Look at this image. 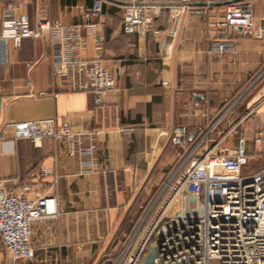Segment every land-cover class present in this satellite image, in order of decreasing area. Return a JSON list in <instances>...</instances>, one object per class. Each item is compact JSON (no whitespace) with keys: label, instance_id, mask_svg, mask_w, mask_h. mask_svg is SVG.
Listing matches in <instances>:
<instances>
[{"label":"crops","instance_id":"1","mask_svg":"<svg viewBox=\"0 0 264 264\" xmlns=\"http://www.w3.org/2000/svg\"><path fill=\"white\" fill-rule=\"evenodd\" d=\"M93 1L0 0V134L11 138L7 124L45 118L96 133L74 157L52 141L41 150L18 141L6 151L0 143V178L23 183L41 169L53 171L44 192L56 197L59 214L33 225L31 264L118 258L164 184L198 144L202 153L225 137L221 147L230 150L243 135L254 153L259 148L253 139L264 132V38L245 39L237 28L221 27L230 0H191L207 4L191 6L205 13L188 10L174 19L171 5H162L144 40L123 32L125 6L104 1L103 16L87 18L84 8ZM249 1L256 26L264 28V0ZM22 17L32 25L60 20L85 28L90 22L95 32H85L82 58L98 60L112 74L120 99L99 103L93 93L72 91L54 74L57 48L47 39H25L16 46L11 27ZM97 37L104 39L101 45ZM165 76L168 87L161 85ZM177 127L186 131L187 140L176 146L169 138ZM256 161L245 174L264 168V158ZM171 194L164 192L163 203ZM144 196L147 205L139 207ZM145 236L143 227L133 249Z\"/></svg>","mask_w":264,"mask_h":264},{"label":"built area","instance_id":"2","mask_svg":"<svg viewBox=\"0 0 264 264\" xmlns=\"http://www.w3.org/2000/svg\"><path fill=\"white\" fill-rule=\"evenodd\" d=\"M126 1L131 5L125 7L122 30L142 40L154 29L161 12L159 4H182L171 5L173 19L179 12L192 10L191 0ZM192 11L195 15L205 13L204 8ZM84 14L87 18H101L104 1L94 0L84 8ZM261 21L264 26V14ZM220 25L237 28L240 37L245 39L264 38V28L256 26L249 0H230ZM11 32L16 46L25 39L42 38L53 44L57 48L54 74L72 91L93 93L99 103L120 99L112 74L98 60L82 58L87 48L85 32H95L90 22L85 28L68 26L60 20H39L32 25L22 17L14 20ZM96 41L101 45L104 39L97 37ZM161 85L168 87L167 76ZM212 130L213 126L205 131L201 142L208 139ZM5 131L11 133V138H7L6 132L0 134V143L6 151L18 141H28L37 150L52 141L62 145L70 157L82 150L85 140L96 135L77 130L69 121L57 124L53 118L7 124ZM169 140L173 145H181L187 140V133L183 128H174ZM224 140L225 137L207 146L202 153L197 152L198 144L164 184L163 192L122 254L115 259L103 256L98 264H142L152 246L156 248L154 264H264V168L244 173L251 161L264 158V132L260 131L253 139L259 148L254 153L248 151L247 138L243 135L230 150L221 147ZM35 174L23 183L0 178V264H31L33 225L59 214L56 197L44 192L45 180L53 171L41 169ZM166 190L172 194L163 203ZM143 227H146V236L133 249V242Z\"/></svg>","mask_w":264,"mask_h":264},{"label":"water","instance_id":"3","mask_svg":"<svg viewBox=\"0 0 264 264\" xmlns=\"http://www.w3.org/2000/svg\"><path fill=\"white\" fill-rule=\"evenodd\" d=\"M103 1H108V2L115 3L118 5H122L125 7L131 5L128 2H121V1H117V0H103ZM162 5L182 6V4H159V6H162ZM189 6L205 7V6H207V4H189ZM155 253H156V248L154 246H152L150 248L149 252L147 253V255L145 256L142 264H154Z\"/></svg>","mask_w":264,"mask_h":264},{"label":"rangeland","instance_id":"4","mask_svg":"<svg viewBox=\"0 0 264 264\" xmlns=\"http://www.w3.org/2000/svg\"><path fill=\"white\" fill-rule=\"evenodd\" d=\"M256 162H257L256 160L251 161V162L249 163V165H248L246 168L249 167V169H250V167H251L252 165H254ZM256 164H257V163H256ZM247 170H248V169H247ZM146 198H147V196H146V197L144 196V197L140 200L139 207H140V206H145V205H147V202H145V201H146ZM151 203H152V202H151ZM148 206H149V204H148ZM141 211H142V210H140L139 215H143V214H141ZM139 217H140V216H139ZM150 219H151V217L149 218V221H150Z\"/></svg>","mask_w":264,"mask_h":264},{"label":"trees","instance_id":"5","mask_svg":"<svg viewBox=\"0 0 264 264\" xmlns=\"http://www.w3.org/2000/svg\"><path fill=\"white\" fill-rule=\"evenodd\" d=\"M141 214H143V209H142V211H141Z\"/></svg>","mask_w":264,"mask_h":264}]
</instances>
